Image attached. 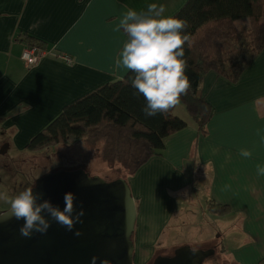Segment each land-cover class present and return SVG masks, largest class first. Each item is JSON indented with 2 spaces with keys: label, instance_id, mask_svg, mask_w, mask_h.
Here are the masks:
<instances>
[{
  "label": "crops",
  "instance_id": "obj_1",
  "mask_svg": "<svg viewBox=\"0 0 264 264\" xmlns=\"http://www.w3.org/2000/svg\"><path fill=\"white\" fill-rule=\"evenodd\" d=\"M187 1L0 0V127L11 146L27 149L64 107L128 74L115 62L126 40L116 28L129 8L163 4L165 15L174 16ZM236 24L249 27V18ZM32 37L52 52L28 67L21 55ZM201 86L213 106L206 134L180 102L174 114L187 126L127 178L138 209L135 264L170 255L185 221L211 201L228 207L213 214L231 223L224 264H264V176L257 175V165L264 166V49L237 81L210 71ZM241 149L252 156L242 157Z\"/></svg>",
  "mask_w": 264,
  "mask_h": 264
},
{
  "label": "trees",
  "instance_id": "obj_2",
  "mask_svg": "<svg viewBox=\"0 0 264 264\" xmlns=\"http://www.w3.org/2000/svg\"><path fill=\"white\" fill-rule=\"evenodd\" d=\"M263 11L264 0H188L174 15L187 21L186 32L191 37V47L184 46L191 87L181 103L203 134L213 115V106L202 94L203 78L214 71L229 81L239 79L264 49ZM242 18L250 19L248 29L237 26ZM28 45L48 48L33 37ZM132 75L129 71L124 78L101 85L64 107L32 136L27 149L44 150L83 139L93 143L107 140L108 154L129 167V176L136 173L159 154L165 138L185 128L187 122L174 114L175 108L146 117L142 111L146 100L132 87ZM211 203L212 211L226 214L227 205L213 203L212 208Z\"/></svg>",
  "mask_w": 264,
  "mask_h": 264
},
{
  "label": "water",
  "instance_id": "obj_3",
  "mask_svg": "<svg viewBox=\"0 0 264 264\" xmlns=\"http://www.w3.org/2000/svg\"><path fill=\"white\" fill-rule=\"evenodd\" d=\"M33 187L61 210L66 206L65 194L72 192L77 211L85 209L83 223L68 231L52 221L46 234L34 232L29 238L20 233L24 220L4 219L0 221V264H93V257H97L95 264L103 260L135 264L138 209L125 177L108 181L84 167L58 168L36 179ZM5 214L7 210L0 212ZM76 230L83 234L76 236ZM214 253V248L182 245L171 255H158L152 264H203Z\"/></svg>",
  "mask_w": 264,
  "mask_h": 264
},
{
  "label": "clouds",
  "instance_id": "obj_4",
  "mask_svg": "<svg viewBox=\"0 0 264 264\" xmlns=\"http://www.w3.org/2000/svg\"><path fill=\"white\" fill-rule=\"evenodd\" d=\"M165 12V6L156 3L149 4L145 11L140 12L129 8L116 28V31L123 30L126 34L116 66L133 74L132 87L146 100L142 109L146 117L171 111L191 87L186 74L188 61L184 47L186 43L191 47V37L186 32L188 23L165 15ZM239 154L244 158L252 156L248 149H241ZM257 175L264 176V166L257 165ZM0 200L8 204L7 214L0 215V221L24 220L20 233L29 238L34 232L46 234L52 221L72 231L77 223H83L85 215L83 207L77 211L72 192L65 194L63 210L43 199V193L35 192L33 186L25 187L12 196L7 192L0 193ZM74 234L80 236L83 233L76 230ZM96 260L97 257H93V264ZM102 264L109 262L103 260Z\"/></svg>",
  "mask_w": 264,
  "mask_h": 264
},
{
  "label": "rangeland",
  "instance_id": "obj_5",
  "mask_svg": "<svg viewBox=\"0 0 264 264\" xmlns=\"http://www.w3.org/2000/svg\"><path fill=\"white\" fill-rule=\"evenodd\" d=\"M249 22L251 25L250 19ZM238 27L244 30L250 26ZM7 140H9L8 135L0 127V147ZM105 146H107V140L93 143L83 139L33 151L18 150L11 146L10 141L8 152L0 154V193L7 192L9 196H12L40 176L58 168L84 167L91 175L101 176L108 181L118 177L127 178L130 173L129 167L124 162L113 159ZM210 206L214 208L213 203ZM6 207L8 204L0 200V209ZM211 210L209 205H203L200 211L196 210V216L190 215L184 223L186 226L174 238L178 246L189 245L194 249L214 248L215 254L208 257L203 264H224L225 261L228 262V255L223 252L222 245L224 246L225 241L228 242L231 223L220 220L218 213H212ZM213 214L217 215L213 216ZM225 219H227L225 221H230L228 217Z\"/></svg>",
  "mask_w": 264,
  "mask_h": 264
},
{
  "label": "built area",
  "instance_id": "obj_6",
  "mask_svg": "<svg viewBox=\"0 0 264 264\" xmlns=\"http://www.w3.org/2000/svg\"><path fill=\"white\" fill-rule=\"evenodd\" d=\"M52 51L48 48H43L39 45H27L22 52L21 58L28 67L38 64L42 59L47 57ZM60 58L64 59L67 63L73 62V57L67 53L56 52Z\"/></svg>",
  "mask_w": 264,
  "mask_h": 264
},
{
  "label": "flooded vegetation",
  "instance_id": "obj_7",
  "mask_svg": "<svg viewBox=\"0 0 264 264\" xmlns=\"http://www.w3.org/2000/svg\"><path fill=\"white\" fill-rule=\"evenodd\" d=\"M10 148V141L9 140H7V141H5L2 145H1V147H0V154H6L7 152H8V149ZM35 182H36V180L35 181H33V183H31L30 185H28V186H34L35 185ZM27 186V187H28ZM8 209V207H6V208H3V209H0V212H2V211H4V210H7ZM171 254H173V252L171 253ZM170 254V255H171ZM215 254V253H214Z\"/></svg>",
  "mask_w": 264,
  "mask_h": 264
}]
</instances>
